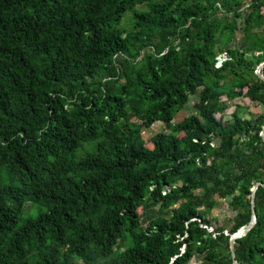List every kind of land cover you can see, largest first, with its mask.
I'll return each mask as SVG.
<instances>
[{
	"label": "trees",
	"instance_id": "trees-1",
	"mask_svg": "<svg viewBox=\"0 0 264 264\" xmlns=\"http://www.w3.org/2000/svg\"><path fill=\"white\" fill-rule=\"evenodd\" d=\"M263 62L264 0H0V264H232ZM254 210L239 264H264L260 186Z\"/></svg>",
	"mask_w": 264,
	"mask_h": 264
},
{
	"label": "rangeland",
	"instance_id": "rangeland-1",
	"mask_svg": "<svg viewBox=\"0 0 264 264\" xmlns=\"http://www.w3.org/2000/svg\"><path fill=\"white\" fill-rule=\"evenodd\" d=\"M137 9L138 10H143V9H145V7L140 6ZM216 16L218 17L219 15H216ZM129 18H130V15H126L125 16V18H124V20H123V22L121 24V28L126 29V30L130 28L131 23H130V19ZM238 41L239 40H238V36H237L236 39H235V41L232 43V45L233 46L237 45L238 44ZM196 101H197V97L196 96L190 97L189 102H188L187 106L185 107V109L177 114V116H176V121L177 122L178 121H181L185 116H189L191 114L196 113L195 108H194V104L196 103ZM239 114L242 117H244V118H249V117L246 116L245 113L242 112V110L239 111ZM159 127H160L159 124L154 125V130H157ZM152 134H153V132H150L148 134H145L144 135V138L147 140V139H149L152 136ZM79 155H81V153H79ZM29 208H32V206L31 207L29 206ZM44 211H45L44 208L33 207V209H31V210H26L22 214V218L35 217V216L39 215L41 212H44ZM230 213L231 212L228 211L226 205H222V207H221V204H219L218 206H216L212 210L210 216L211 217H214V218L216 217V218H218V220L220 222H223L224 219H225V215H228ZM152 216H153V213L152 212H146V213H144L143 214V221H146V220L151 219ZM190 264H203V263L201 261V257L200 256H194V258L190 262Z\"/></svg>",
	"mask_w": 264,
	"mask_h": 264
},
{
	"label": "water",
	"instance_id": "water-1",
	"mask_svg": "<svg viewBox=\"0 0 264 264\" xmlns=\"http://www.w3.org/2000/svg\"><path fill=\"white\" fill-rule=\"evenodd\" d=\"M263 66H264V62L262 63L261 67H263ZM256 74H257L258 78L264 82V77L261 74H259V73H256ZM260 136H261L262 141L264 142V127L262 128ZM259 186L264 188V183H262V182L255 183V185L253 186L252 191H251V218H250V221H249L248 225L243 230H241V231H239V232H237L235 234H232L230 236V239H229V250H230V254H231L232 264H239L237 262L236 258H235V254H234V251H233V243L235 242V240L246 236V234L253 228V226L255 224L256 216H255V210H254V193H255V190Z\"/></svg>",
	"mask_w": 264,
	"mask_h": 264
},
{
	"label": "built area",
	"instance_id": "built-area-1",
	"mask_svg": "<svg viewBox=\"0 0 264 264\" xmlns=\"http://www.w3.org/2000/svg\"><path fill=\"white\" fill-rule=\"evenodd\" d=\"M229 58H228V56L225 54V53H223V54H221V55H218L217 57H216V61H215V68H220L221 66H222V64L225 62V61H227ZM261 66H262V64H260ZM258 66L257 67V69H256V73H259V74H261L260 72H261V70H262V68L263 67H261V66ZM262 75V74H261ZM263 76V75H262ZM264 77V76H263Z\"/></svg>",
	"mask_w": 264,
	"mask_h": 264
}]
</instances>
